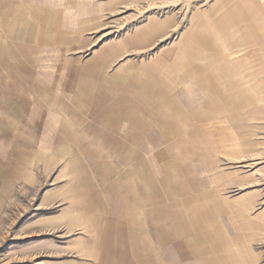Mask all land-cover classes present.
<instances>
[{
  "label": "rangeland",
  "instance_id": "obj_1",
  "mask_svg": "<svg viewBox=\"0 0 264 264\" xmlns=\"http://www.w3.org/2000/svg\"><path fill=\"white\" fill-rule=\"evenodd\" d=\"M120 258L264 264V0H0V264Z\"/></svg>",
  "mask_w": 264,
  "mask_h": 264
},
{
  "label": "crops",
  "instance_id": "obj_2",
  "mask_svg": "<svg viewBox=\"0 0 264 264\" xmlns=\"http://www.w3.org/2000/svg\"><path fill=\"white\" fill-rule=\"evenodd\" d=\"M111 234H110L111 235L110 237H107L106 240L103 243H101V245L103 246V249H104L103 254L105 252L108 253L111 250H116V240H117V238H116V236H114V232H112ZM115 252H117V250ZM120 255H121V258H122L123 254L121 252H120ZM100 257L102 258V256H100ZM121 258L119 260H115V261L113 260L112 264H122ZM103 260H105V259H103ZM103 260L101 262H103Z\"/></svg>",
  "mask_w": 264,
  "mask_h": 264
}]
</instances>
